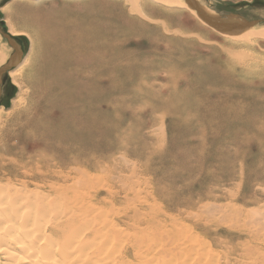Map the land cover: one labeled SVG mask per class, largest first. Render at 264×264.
<instances>
[{"label": "rangeland", "instance_id": "374dc122", "mask_svg": "<svg viewBox=\"0 0 264 264\" xmlns=\"http://www.w3.org/2000/svg\"><path fill=\"white\" fill-rule=\"evenodd\" d=\"M175 1L0 0V69L15 52L2 32L17 40L23 60L45 42L42 16L95 27L100 60L85 67L98 129L81 145L35 130L45 111L26 97L15 105L22 90L15 67L3 73L0 175L35 157L34 149L63 150L59 159L81 163L103 194L112 187L154 195L170 214H192L189 223L206 228L210 241L228 242L214 248L240 253L255 241L264 262V0H197L223 16L257 20L253 28L263 34L251 40L220 33ZM238 214L258 233L235 227L229 218Z\"/></svg>", "mask_w": 264, "mask_h": 264}, {"label": "bare ground", "instance_id": "6f19581e", "mask_svg": "<svg viewBox=\"0 0 264 264\" xmlns=\"http://www.w3.org/2000/svg\"><path fill=\"white\" fill-rule=\"evenodd\" d=\"M176 3L198 16L184 0ZM38 20L49 24L38 28L45 42L11 71L22 89L15 105L26 97L31 108L45 111L32 126L49 141L81 145L98 129L97 116L87 108L96 97L84 88L85 67L100 63L97 29L80 26L70 15ZM214 28L237 40L263 34L256 27L238 34ZM35 60L39 67L33 69ZM46 149H34L35 157L0 175V264H264L255 257V241L242 244L240 253L234 245L222 252L213 245L228 242L210 241L206 228L189 223L192 214L172 215L154 195H121L112 187L103 194L102 182L81 163L71 165L59 159L63 150L58 155ZM231 216L235 227L258 233Z\"/></svg>", "mask_w": 264, "mask_h": 264}, {"label": "water", "instance_id": "95a60500", "mask_svg": "<svg viewBox=\"0 0 264 264\" xmlns=\"http://www.w3.org/2000/svg\"><path fill=\"white\" fill-rule=\"evenodd\" d=\"M185 2L187 3L189 8L196 11L197 15L204 22L224 32L238 34L240 32L246 31L248 28L253 27L258 23L257 20L242 19L241 17L235 14H229L227 16H223L204 7L197 0H185ZM2 33L7 38L9 43L14 47L15 52L11 57V59L9 60V62L0 69V91L2 84L1 77L3 73L17 66L19 62L22 60V55H23V51L19 46L17 40L5 32Z\"/></svg>", "mask_w": 264, "mask_h": 264}]
</instances>
